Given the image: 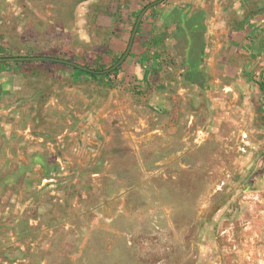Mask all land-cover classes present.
Returning <instances> with one entry per match:
<instances>
[{"label":"rangeland","instance_id":"rangeland-1","mask_svg":"<svg viewBox=\"0 0 264 264\" xmlns=\"http://www.w3.org/2000/svg\"><path fill=\"white\" fill-rule=\"evenodd\" d=\"M155 1L0 0V58L107 70ZM182 1L113 72L0 63V264H264V40L199 62Z\"/></svg>","mask_w":264,"mask_h":264},{"label":"crops","instance_id":"crops-1","mask_svg":"<svg viewBox=\"0 0 264 264\" xmlns=\"http://www.w3.org/2000/svg\"><path fill=\"white\" fill-rule=\"evenodd\" d=\"M192 1L196 5L194 13L188 8ZM182 2L184 5L182 6L180 29L184 31L186 37H192L191 53L197 54L199 62L207 61L210 51L208 44L215 43L212 39L220 34L219 30L227 32L233 29V34L242 35L239 42L243 45L260 46L263 44L264 0H183ZM234 17L237 18L234 20ZM193 29L197 31L196 37L192 36ZM189 41L191 43L190 39ZM233 41L236 40L233 38ZM213 54L216 57L218 50ZM228 56L227 59H231L232 54ZM201 65L200 72L207 71L206 64Z\"/></svg>","mask_w":264,"mask_h":264},{"label":"water","instance_id":"water-1","mask_svg":"<svg viewBox=\"0 0 264 264\" xmlns=\"http://www.w3.org/2000/svg\"><path fill=\"white\" fill-rule=\"evenodd\" d=\"M164 0H157L151 4H149L148 6H146L142 11L141 13L139 14L138 18H137V21H136V24L134 26V29L132 31V35H131V39H130V42H129V45H128V48L127 50L125 51V53L123 54V56L120 58V60L115 64L113 65L111 68L107 69V70H104V71H96V70H93L91 68H88L84 65H81L79 63H76L72 60H67V59H63V58H54V57H48V56H17V57H3V58H0V63L2 62H29V61H51V62H57V63H60V64H64V65H67V66H71L73 68H76V69H79L81 71H84V72H88V73H91V74H105V73H110V72H113L115 71L117 68H119L124 62L125 60L127 59V57L130 55L131 53V50H132V47H133V44H134V40H135V37L137 35V31L139 29V26L145 16V14L147 13V11L162 3Z\"/></svg>","mask_w":264,"mask_h":264},{"label":"trees","instance_id":"trees-1","mask_svg":"<svg viewBox=\"0 0 264 264\" xmlns=\"http://www.w3.org/2000/svg\"><path fill=\"white\" fill-rule=\"evenodd\" d=\"M74 69H75L76 71H79V72H83V73H85V74H88V75L91 76V77L97 76V74H91V73L84 72V71H81V70L76 69V68H74Z\"/></svg>","mask_w":264,"mask_h":264}]
</instances>
